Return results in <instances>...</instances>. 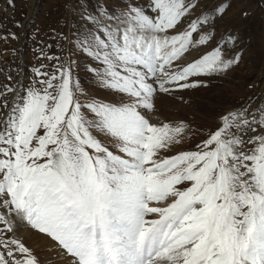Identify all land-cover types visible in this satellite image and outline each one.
I'll list each match as a JSON object with an SVG mask.
<instances>
[{
  "label": "snow or ice",
  "instance_id": "snow-or-ice-1",
  "mask_svg": "<svg viewBox=\"0 0 264 264\" xmlns=\"http://www.w3.org/2000/svg\"><path fill=\"white\" fill-rule=\"evenodd\" d=\"M65 6L57 50L0 85V264H45L29 236L59 264H264V99L164 112L242 63L230 4Z\"/></svg>",
  "mask_w": 264,
  "mask_h": 264
},
{
  "label": "rangeland",
  "instance_id": "rangeland-1",
  "mask_svg": "<svg viewBox=\"0 0 264 264\" xmlns=\"http://www.w3.org/2000/svg\"><path fill=\"white\" fill-rule=\"evenodd\" d=\"M225 2L230 7L224 18L217 21V32L227 30L238 35L242 63L223 78H209L206 88L181 93L187 103L164 101L166 114L189 121L193 127H203L221 107L247 103L249 96L255 98L256 103L264 99V2ZM65 4L66 0H13L12 4L0 0V85L7 82L5 78L9 74L14 80L30 76V69L41 63L38 59L41 50L50 51L47 45L53 46L51 51L57 50L59 34L67 35L73 20ZM11 33L16 39L11 38ZM59 42L67 47L66 40ZM28 244L45 264H59L45 238L29 236Z\"/></svg>",
  "mask_w": 264,
  "mask_h": 264
}]
</instances>
